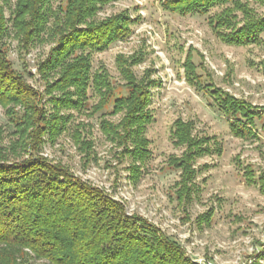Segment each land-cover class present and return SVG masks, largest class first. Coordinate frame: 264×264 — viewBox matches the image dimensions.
Masks as SVG:
<instances>
[{
  "label": "rangeland",
  "instance_id": "rangeland-1",
  "mask_svg": "<svg viewBox=\"0 0 264 264\" xmlns=\"http://www.w3.org/2000/svg\"><path fill=\"white\" fill-rule=\"evenodd\" d=\"M164 1L91 2L87 10L92 11L85 12L83 22L73 23L69 29L67 24L74 18L66 14L70 0H43L39 12L47 15L44 30L23 47L10 22L9 8L15 0H0V14L8 28L0 44L17 76L38 95L40 111L34 116L21 104L0 103V154L8 161L35 154L63 166L122 202L127 214L138 215L161 229L194 264H264V116L256 121L254 136L235 137L227 119L210 106L207 96L186 82L182 67L190 54L205 82V73L210 74L216 87L264 108V44L227 46L211 31L207 16L168 12L162 6ZM241 1L248 2L258 16L264 11V3ZM220 10L212 9L210 14ZM116 18L125 20V38L108 41L97 50H72L64 60L67 64L82 57L89 75L81 108H60L53 98L65 96L48 89L60 76V67L44 71L60 38ZM260 38L264 42V32ZM133 58H138L130 66L133 79L142 85L154 84L148 90L152 120L144 131L149 155L138 175L127 168L131 160L127 154L134 144L130 140L113 144L107 136L108 125L117 126L126 114V108L116 105L115 99L128 94L121 66ZM94 76L109 85L100 88L99 95ZM68 92H75L74 88ZM58 117L67 120L54 123L52 119ZM177 119L192 122L194 136L210 137L217 144H212L213 150L221 148L220 155L213 152L190 166L196 174L186 185L189 200L178 197L181 170L172 168L169 161L184 152L171 137ZM53 128L58 130L53 133ZM124 136L130 134H121ZM209 211L213 212L209 222L200 220Z\"/></svg>",
  "mask_w": 264,
  "mask_h": 264
},
{
  "label": "trees",
  "instance_id": "trees-1",
  "mask_svg": "<svg viewBox=\"0 0 264 264\" xmlns=\"http://www.w3.org/2000/svg\"><path fill=\"white\" fill-rule=\"evenodd\" d=\"M96 1L102 2L70 0L66 14L74 15V18L70 24L66 23L68 28L73 29V23L81 24L84 13L92 11L87 10L91 9L88 8L91 2ZM256 1L264 3V0ZM41 5L43 0H15L13 8H9L11 25L23 47H27L44 30L47 15L39 12ZM162 6L164 10L180 16H207V24L215 37L227 46L264 44L260 38L264 32V11L256 15L246 1L165 0ZM215 8H220V12L211 15L210 11ZM58 22L59 18L54 16V23ZM124 22L118 18L107 20L60 38L59 48L45 63L47 68L44 70V65L40 67V71L60 67V76L48 85V89L62 92L65 96L53 98L59 107L61 104L60 108L72 110L78 105L81 108L89 75V68L82 57L67 64L64 60L76 49L97 50L108 41L125 38L128 30L122 25ZM7 30L0 14V40ZM6 52L0 44V103L21 104L36 116L40 112L38 95L21 76H17ZM137 59L123 61L121 66L128 94L115 99V103L126 108V114L117 126L108 125L107 136L113 144L122 145L124 140L134 144L127 154L131 159L127 168L138 175L149 155V142L144 138V131L152 120L148 111L151 104L148 90L154 84L142 85L133 79L130 66ZM182 67L186 82L207 96L210 106L227 119L230 132L235 137L255 135L254 127L256 121L263 120L264 108L254 107L216 87L210 74L205 73L208 77L205 82L190 54ZM199 67L205 71L203 66ZM94 79L97 94L100 88H109L105 79L95 76ZM70 87L75 92H68ZM73 96L77 97L76 100ZM103 102L104 98L100 106ZM65 119L58 117L52 120L64 123ZM114 128H119V131ZM57 130L53 128L52 132ZM192 132V122L177 119L173 123V143L176 147H183L184 152L179 158L169 160L172 168L181 170L178 197L183 199L184 196L188 200L191 199L190 188L186 185L196 174L190 166L213 152L221 153L220 147L213 150L212 144H217L210 137L194 136ZM128 133L130 137H121V134ZM211 213L200 216V220L208 223ZM36 261L42 264H194L179 244L169 239L161 229L138 215L127 214L122 202L73 176L63 166L35 154L12 161L0 154V264H32Z\"/></svg>",
  "mask_w": 264,
  "mask_h": 264
}]
</instances>
